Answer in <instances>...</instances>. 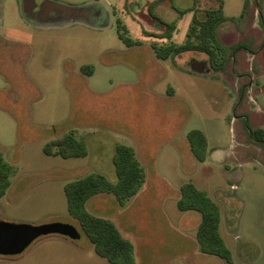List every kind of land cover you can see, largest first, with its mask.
I'll return each instance as SVG.
<instances>
[{"label":"rangeland","instance_id":"374dc122","mask_svg":"<svg viewBox=\"0 0 264 264\" xmlns=\"http://www.w3.org/2000/svg\"><path fill=\"white\" fill-rule=\"evenodd\" d=\"M32 1L65 7L59 18H34ZM221 2L223 70H209L200 51L157 57L152 44L162 39L148 32L173 23L172 40L182 43L193 13L204 17ZM248 2L0 0V151L13 167L0 219L69 222L81 233L73 244L43 235L0 264H113L69 214L65 185L90 173L116 181L118 143L135 148L151 185L125 206L109 193L88 209L115 219L134 242L136 264H264V136L256 133L264 130V0ZM119 22L139 45L120 38ZM192 129L208 137L205 161L190 149ZM72 131L88 144L86 156L44 151ZM189 181L220 206L232 262L197 248L201 213L178 207Z\"/></svg>","mask_w":264,"mask_h":264},{"label":"trees","instance_id":"16d2710c","mask_svg":"<svg viewBox=\"0 0 264 264\" xmlns=\"http://www.w3.org/2000/svg\"><path fill=\"white\" fill-rule=\"evenodd\" d=\"M249 5L246 0L245 8ZM191 7L182 13L194 11ZM226 20L223 2L218 7L206 10L205 16L195 13L190 23L186 40L176 43L172 40V33L176 25L163 21L166 30L161 34L147 33V35L168 39L169 42L160 44L154 41L152 46L157 57L168 59L185 51L194 50L206 53L212 68L223 70L228 61L224 44L219 37V27ZM119 36L130 46L139 45L140 40L130 37L119 22ZM124 27V26H123ZM89 67V66H87ZM84 70L91 73L89 69ZM258 136H264V130L259 129ZM191 148L200 161L206 160L208 138L201 129H192L188 133ZM44 151L49 155L81 157L88 154L87 143L78 138L72 131L64 136L46 143ZM113 162L117 180L113 181L102 173H90L83 177L69 181L65 185L69 214L77 219L95 251L113 264H136L135 245L125 236L117 223L105 216L97 215L87 208V201L99 193L114 194L121 206L138 194L146 181V171L137 156L133 146L118 143L115 148ZM13 167L0 151V197L4 196L11 186ZM181 197L178 207L181 210H196L201 213V222L197 231L200 249L204 253L220 256L229 262L233 261L232 251L223 237L220 225L222 213L218 203L202 188L193 182H185L181 187Z\"/></svg>","mask_w":264,"mask_h":264},{"label":"water","instance_id":"95a60500","mask_svg":"<svg viewBox=\"0 0 264 264\" xmlns=\"http://www.w3.org/2000/svg\"><path fill=\"white\" fill-rule=\"evenodd\" d=\"M50 234H60L72 239L81 237L79 229L69 222L31 224L0 219V255L20 254L37 238Z\"/></svg>","mask_w":264,"mask_h":264},{"label":"crops","instance_id":"0c3cea01","mask_svg":"<svg viewBox=\"0 0 264 264\" xmlns=\"http://www.w3.org/2000/svg\"><path fill=\"white\" fill-rule=\"evenodd\" d=\"M224 6V5H223ZM189 8H191V7H189ZM188 8V9H189ZM224 9V8H223ZM195 11V10H194ZM189 13H191V12H193V11H188ZM188 12H185V13H183V14H187ZM194 14L195 13H193V16H194ZM193 16H192V18H193ZM159 26H161V25H159ZM176 29H177V27H176ZM221 27L219 28V35H220V32H221ZM152 37V36H151ZM172 37H173V34H172ZM168 41V39H166L165 41L164 40H162V42L164 43V42H167ZM197 60V59H196ZM204 61H206V60H204ZM208 63L210 64V62H209V59H208ZM210 66H211V64H210ZM209 70H214L213 68H212V66L210 67V69ZM170 93H175V88L173 87V88H170ZM208 138V137H207ZM189 139V138H188ZM189 143H190V141H189ZM87 146H88V144H87ZM190 149H191V151H192V148H191V143H190ZM136 153H137V151H136ZM192 153H193V151H192ZM194 154V153H193ZM114 156V155H113ZM137 156H138V153H137ZM195 156V155H194ZM196 157V156H195ZM139 158V157H138ZM140 159V158H139ZM140 161H141V163L143 164V161L140 159ZM205 161V160H204ZM144 166V165H143ZM146 178H147V175H146ZM151 185V183H150V179L148 180V179H146V181H145V183H144V189L148 186V185ZM100 194H109V193H99V194H96V195H100ZM182 194V193H181ZM96 195H94V196H92L88 201H87V208H88V203H90V201H91V199H93ZM180 197H181V195H180ZM116 200H117V198H116ZM117 202H118V200H117ZM118 204H119V202H118ZM120 205V204H119ZM100 215V214H99ZM111 219H113V218H111ZM114 221H115V219H113ZM116 222V221H115ZM117 223V222H116ZM117 225H118V223H117ZM119 226V225H118ZM119 228L121 229V227L119 226ZM121 231H122V233L125 235V236H127L125 233H124V231L121 229ZM57 235H59V236H56V238L57 239H61L62 241H67V244H73L74 242H73V240H71V238L70 237H68V236H64V235H60V234H57ZM128 237V236H127ZM129 238V237H128ZM198 239V238H197ZM132 240V239H131ZM133 241V240H132ZM134 243V242H133ZM198 244H197V248L198 249H200V244H199V241L197 242ZM201 250V249H200Z\"/></svg>","mask_w":264,"mask_h":264},{"label":"flooded vegetation","instance_id":"af4514ba","mask_svg":"<svg viewBox=\"0 0 264 264\" xmlns=\"http://www.w3.org/2000/svg\"><path fill=\"white\" fill-rule=\"evenodd\" d=\"M32 4L35 6V9H38V11L33 13L34 18H40L42 16L43 18L50 19V20L59 18L61 12L64 10V7H65V6L60 5L56 2H53L50 8L47 7L46 9L41 10V8H42L41 3L39 4V2H37V1L36 2L32 1ZM47 5H48V3H46L44 5V7H46ZM56 13H57V15H56Z\"/></svg>","mask_w":264,"mask_h":264}]
</instances>
